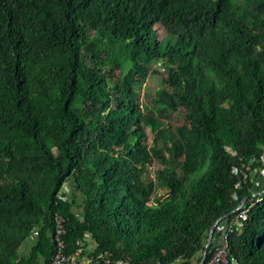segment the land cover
Returning a JSON list of instances; mask_svg holds the SVG:
<instances>
[{
    "label": "trees",
    "instance_id": "obj_1",
    "mask_svg": "<svg viewBox=\"0 0 264 264\" xmlns=\"http://www.w3.org/2000/svg\"><path fill=\"white\" fill-rule=\"evenodd\" d=\"M263 170L264 0H0V264H264Z\"/></svg>",
    "mask_w": 264,
    "mask_h": 264
},
{
    "label": "built area",
    "instance_id": "obj_2",
    "mask_svg": "<svg viewBox=\"0 0 264 264\" xmlns=\"http://www.w3.org/2000/svg\"><path fill=\"white\" fill-rule=\"evenodd\" d=\"M247 210H243L239 217L241 219H245ZM54 223H55V253L52 257V264H78L76 261V254H69L66 251V244L63 239V236L65 235V229H64V219L61 217V215L56 214L54 217ZM220 227H217L216 231H220ZM222 245L217 249L215 255L213 256L212 260L209 264H219L220 262H225V255H226V234L223 232L221 236ZM89 264H95L93 259L89 260Z\"/></svg>",
    "mask_w": 264,
    "mask_h": 264
},
{
    "label": "rangeland",
    "instance_id": "obj_3",
    "mask_svg": "<svg viewBox=\"0 0 264 264\" xmlns=\"http://www.w3.org/2000/svg\"><path fill=\"white\" fill-rule=\"evenodd\" d=\"M165 33L166 32H165L164 29H162L160 31V38L161 39H164V37L166 35ZM152 66H153V69L159 68V72L160 73L161 72L162 73L164 72V67L162 66V64H159L158 62H152ZM159 86H160L159 84L156 85L155 77H153L151 75L148 76L146 79H144V83H142V85H141V92H140L141 93V97L143 96V98L145 99V101H148V99L150 98V96H152V95L154 96V94L156 92H158ZM160 169H162V166L158 162H155L151 167H149L147 169V172H146V174L144 176V181L146 183H150V181H152L154 179V172L156 170H160ZM253 174H254V172L252 173V175ZM256 186H257V190H259V191H262L263 190L262 188H264V170L261 172L260 177H259V179L257 181ZM70 187L73 189L72 185H70ZM70 187L67 188V189L66 188L63 189L64 192H65V195L67 197H69V198H71L72 195L76 197V195H74V192L73 191H70ZM159 193H161V192H159ZM220 241L222 242L221 239H219V242Z\"/></svg>",
    "mask_w": 264,
    "mask_h": 264
},
{
    "label": "crops",
    "instance_id": "obj_4",
    "mask_svg": "<svg viewBox=\"0 0 264 264\" xmlns=\"http://www.w3.org/2000/svg\"><path fill=\"white\" fill-rule=\"evenodd\" d=\"M70 185H72V184L71 183H67L63 187V189L64 188H66V189L69 188ZM70 191H73L74 192V195H76V200L79 202V200H78L79 199L78 198V193L74 189H72L71 187H70ZM62 192L65 195L64 190ZM71 199H74V196L73 195H72L71 198H69V197H67L65 195V200H68L69 201ZM73 210H74V214L77 217H79L80 220H81L82 219V211H81V209L80 208H73ZM36 236L37 235H34L33 237H36ZM84 241H86L87 244H85L86 246L84 245L85 247H84L83 253L80 252V251L76 253V261H77L78 264H89V260L92 259V258H90V254H91V251L94 249V242L88 236H85L84 237ZM213 241H214V244H218L219 243V238L214 237L213 238ZM42 264H43V262H42Z\"/></svg>",
    "mask_w": 264,
    "mask_h": 264
},
{
    "label": "water",
    "instance_id": "obj_5",
    "mask_svg": "<svg viewBox=\"0 0 264 264\" xmlns=\"http://www.w3.org/2000/svg\"><path fill=\"white\" fill-rule=\"evenodd\" d=\"M244 203H245V200L242 201V202L238 205V207L236 208V210L240 209V208L243 206ZM212 233H213V228L210 229L209 236H208V240H207V243H206V246H205L206 249H207V247L209 246L210 240H211V238H212ZM205 253H206V251H205ZM205 253H204V254H205ZM203 262H204V259L201 260V264H202Z\"/></svg>",
    "mask_w": 264,
    "mask_h": 264
}]
</instances>
